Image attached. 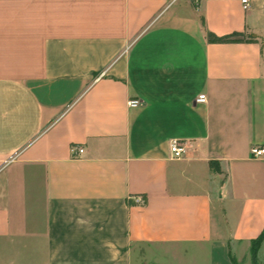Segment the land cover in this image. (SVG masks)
<instances>
[{"label": "crops", "instance_id": "1", "mask_svg": "<svg viewBox=\"0 0 264 264\" xmlns=\"http://www.w3.org/2000/svg\"><path fill=\"white\" fill-rule=\"evenodd\" d=\"M244 5L0 0V264H133L138 244L174 248L173 264H252L264 0Z\"/></svg>", "mask_w": 264, "mask_h": 264}, {"label": "rangeland", "instance_id": "2", "mask_svg": "<svg viewBox=\"0 0 264 264\" xmlns=\"http://www.w3.org/2000/svg\"><path fill=\"white\" fill-rule=\"evenodd\" d=\"M174 252L172 247L133 245V264H173Z\"/></svg>", "mask_w": 264, "mask_h": 264}, {"label": "built area", "instance_id": "3", "mask_svg": "<svg viewBox=\"0 0 264 264\" xmlns=\"http://www.w3.org/2000/svg\"><path fill=\"white\" fill-rule=\"evenodd\" d=\"M245 4L244 7H247V0H242ZM196 102L203 103L206 101V97L204 94L198 95L195 99ZM139 100L133 99L128 101V105L131 107H135L139 105ZM187 143L185 141H181L178 139H171L168 144L169 152L171 158H181L184 156L187 150ZM71 154L74 156L81 155L83 153L82 147H77L76 145L71 146L70 148ZM250 154L254 158H264V145H255L250 148Z\"/></svg>", "mask_w": 264, "mask_h": 264}, {"label": "trees", "instance_id": "4", "mask_svg": "<svg viewBox=\"0 0 264 264\" xmlns=\"http://www.w3.org/2000/svg\"><path fill=\"white\" fill-rule=\"evenodd\" d=\"M241 34L238 32H233L228 35L217 36L210 32H206V38L209 42L212 43H227V42H236L241 40ZM264 239V229L263 231L250 243V259L252 264H257L256 262V253L261 241ZM234 264H237L233 258H231Z\"/></svg>", "mask_w": 264, "mask_h": 264}]
</instances>
